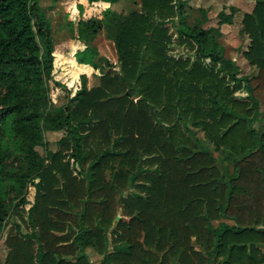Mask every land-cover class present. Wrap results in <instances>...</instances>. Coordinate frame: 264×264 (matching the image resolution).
Segmentation results:
<instances>
[{
	"label": "trees",
	"instance_id": "1",
	"mask_svg": "<svg viewBox=\"0 0 264 264\" xmlns=\"http://www.w3.org/2000/svg\"><path fill=\"white\" fill-rule=\"evenodd\" d=\"M139 3L77 22L75 60L100 75L56 105L39 0H0V238L12 217L25 230L9 228L0 264H92L88 249L98 264H264V0L240 22L251 76L219 68L233 14L203 28L184 0ZM107 19L118 69L92 45ZM46 132L64 133L53 152Z\"/></svg>",
	"mask_w": 264,
	"mask_h": 264
},
{
	"label": "rangeland",
	"instance_id": "2",
	"mask_svg": "<svg viewBox=\"0 0 264 264\" xmlns=\"http://www.w3.org/2000/svg\"><path fill=\"white\" fill-rule=\"evenodd\" d=\"M186 3L187 22L189 24L196 21L203 23V28L217 27V15L224 12L226 15L233 14V23L231 25H221L220 45L224 50V57L234 62V66L229 64L219 65V68L225 74L237 73L238 76H251L256 70L250 68L242 54L247 50L249 41L241 33V18L244 14H249L254 6V0H184ZM39 6L49 20L51 28V37L54 42V61L52 80L49 82L50 99L56 105L71 103L72 98L80 86V76L85 75L87 78V87L91 88L97 85L100 72L92 68L79 65L74 57L77 50L83 49L77 39V22L86 20L91 17L103 19V11L109 8L116 13H129L133 10H139V0H121L120 2L109 6L108 4L94 3L89 4L86 0H58L52 3L51 0H39ZM176 21L169 24L171 33L175 32ZM115 26L112 20L107 19L104 22L101 32L93 40L99 54L105 57L110 64L118 69L117 51L114 46ZM172 55L181 57H193L188 51L172 47ZM237 96L243 97L244 93H238ZM255 128L262 132L264 123H255ZM190 130H192L190 128ZM46 148L53 152L59 139L64 136L63 132H46L44 134ZM196 138L200 144L212 150L210 144L204 139L201 132H195ZM40 155H44L43 148L36 149ZM215 156H217L215 154ZM34 189H28L27 201L24 206L28 209L33 202ZM19 223L16 217H12L7 223L0 238V262H3L6 249L3 241L7 231L13 227L14 234L25 233L21 228L19 231L15 224ZM41 253L39 245L36 249V258ZM86 254L92 264H98L100 257L92 250H86Z\"/></svg>",
	"mask_w": 264,
	"mask_h": 264
}]
</instances>
